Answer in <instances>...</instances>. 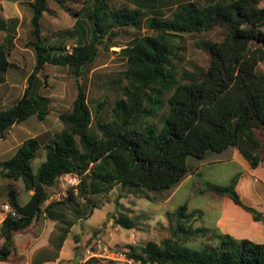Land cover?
<instances>
[{
  "label": "trees",
  "instance_id": "1",
  "mask_svg": "<svg viewBox=\"0 0 264 264\" xmlns=\"http://www.w3.org/2000/svg\"><path fill=\"white\" fill-rule=\"evenodd\" d=\"M76 16L71 51L49 45L42 37V17L48 0H33L34 39L29 45L35 67L28 77L24 95L11 107L0 109V138L16 123L31 116L44 119L48 99L37 88L40 72L47 63L68 66L76 77L77 95L72 110L62 113L63 129L45 144L46 158L35 171L33 162L42 147L37 137L26 139L15 154L0 162L3 175L22 180L33 190L21 204L13 183L8 187V212L0 224V260L17 256L15 234L33 227L54 204H66L75 196L90 195L116 184L133 190L172 189L190 173L188 158L204 159L209 151L223 152L237 147L253 168L264 162V0H189L170 14L148 13L154 0H135L136 6H112L109 0H85L73 11L67 0H56ZM146 22L152 32L135 37L121 49L127 58L126 80L111 117H100L101 103L94 114L84 85L87 68L97 58L100 46L109 48L125 27L141 28ZM1 24H4L1 22ZM218 31L202 47L209 56L207 67L194 65L179 76L178 59L184 34L193 36ZM61 51V52H59ZM11 66L8 52L0 44V71ZM169 114L160 130L150 122L163 104L166 93ZM75 174L79 183L69 197L53 201L50 188L62 176ZM240 175L230 184L207 182L201 191L231 198L264 222V213L246 204L237 190ZM52 204V205H51ZM171 236L141 247L130 245L125 254L140 264H264V242L239 238L218 227L203 224V211L180 205L174 212ZM199 221V225L195 222ZM115 223L134 229L136 219L125 212ZM203 240L200 247L191 243Z\"/></svg>",
  "mask_w": 264,
  "mask_h": 264
},
{
  "label": "rangeland",
  "instance_id": "2",
  "mask_svg": "<svg viewBox=\"0 0 264 264\" xmlns=\"http://www.w3.org/2000/svg\"><path fill=\"white\" fill-rule=\"evenodd\" d=\"M33 0H17L18 14L21 16V24L18 34L19 44L29 46L31 51L33 48L29 45V41L33 40V24L31 22L33 10L30 5ZM112 6H129L135 7V0H109ZM184 1L189 0H154L151 6H146L148 13L170 14L176 6ZM205 3L208 0H196ZM85 0H67L69 7L73 11L80 10ZM48 11L42 17V37L45 38L49 45H57L64 48V51H71L76 42L74 33V25L76 16L72 12L65 10L56 0H48ZM152 33L146 22L141 28L125 27L118 31L114 37V44L109 48L100 46V51L95 61L87 68L84 76V85L88 94V103L93 113H96L97 107L104 103L100 109V117L108 120L116 100L121 96L122 85L125 84L124 73L127 68V58L121 53V49L130 43L135 37ZM219 32H212L193 36L184 34L181 39V51L177 61L179 66V76L186 69H192L194 65L199 67H207L209 56L204 51L202 44L204 40H213L218 36ZM27 43V44H26ZM61 52V51H59ZM26 66L24 74H19V82L26 79L35 67V60L31 54L26 55ZM258 70L264 73V62L260 63ZM29 77V76H28ZM41 84L37 91L48 99L46 106L47 114L44 120L38 116L29 118V129L31 132L45 129V137L42 144L50 141L54 134L63 129L64 125L60 119L62 113L72 110L74 100L77 95L76 77L68 66L47 63L40 72ZM173 91L166 93L163 97V104L156 115L150 119V122L160 130L164 124V120L169 114L168 99ZM27 130V132H29ZM27 132L25 134H27ZM30 137L31 135H26ZM8 146L13 147V138L6 141ZM228 151L215 152L209 151L205 160H200L195 156L188 158V166L192 172L197 170L193 180L186 182L176 192L172 194V189H166L160 192L151 191L141 188L135 191L130 187H124L116 184L111 188L102 190L97 194H92L89 200L75 196L68 205L62 204L57 211L60 214L58 222H49L45 218V227L51 226L56 229L65 230L67 237L60 256L53 259L52 264H66L69 258H76L74 247L78 245V251L81 252V259H86V249L101 240L108 245L112 251L118 252L119 257H92L89 260L94 264H140L129 259L125 254L130 245L141 247L149 241L161 242L164 238L171 236L172 228L175 225V216L173 212L182 204L188 203L190 210H201L206 213L204 217V225L208 227H218L216 225L217 218L222 214V205L216 202L220 195L211 191H201L207 182L228 185L232 179L240 175L241 178L251 174L250 168L240 161L231 160L235 151H239L237 147H230ZM0 151L1 148H0ZM44 155V149L38 152L37 159L33 162V168L41 163ZM7 159L10 155H1ZM43 157V158H42ZM46 158V150H45ZM220 159L215 163L211 160ZM246 161V160H244ZM247 162V161H246ZM0 168V182H10L2 176ZM264 175V170H262ZM254 175L257 183L264 190V177ZM80 179L76 181L71 177H61L58 184L50 188L51 201H62L69 197V190L76 186ZM20 191L19 200L22 204H26L28 196L23 181H12ZM121 212L129 214L136 219L138 225L134 229H127L115 223V216ZM199 221L195 225H199ZM260 229L264 231V222ZM60 230V231H61ZM64 232V231H63ZM62 233V232H61ZM65 233V232H64ZM228 233V232H226ZM264 240V238H260ZM193 246L200 247L203 240L191 243ZM88 260V261H89Z\"/></svg>",
  "mask_w": 264,
  "mask_h": 264
},
{
  "label": "crops",
  "instance_id": "3",
  "mask_svg": "<svg viewBox=\"0 0 264 264\" xmlns=\"http://www.w3.org/2000/svg\"><path fill=\"white\" fill-rule=\"evenodd\" d=\"M19 18L22 19V17H19L18 14L17 0H0V20L2 23H4H0V44L4 45L5 49L8 52V59L11 62V66L8 68V70L0 71V109H5L13 106L24 95L26 87L28 85L29 75L25 80L21 82V84L19 82L18 75L24 74L26 66L25 55L27 53L31 54V56L35 60V54L33 51H31L30 47L22 46L19 44L20 34H18V30L21 24ZM30 42L31 40L28 43ZM33 70L31 72H33ZM29 118L22 122L14 124L8 130L6 137L0 138V148L2 150L0 151V162L11 158L17 151L18 147L26 139L31 137H37L40 140L42 147L39 149V151L41 149H44V159H42L41 163L45 161V147L42 144L41 140L43 137H45V129L33 132L28 130L30 128L28 125ZM27 130L29 132H27ZM26 132L27 134H25ZM26 135L31 136L28 137ZM10 137L13 138V147L6 144V141ZM228 150L229 149L225 151ZM208 154L209 153H207V156ZM1 155L10 156L9 158L4 159ZM207 156L204 159L200 160H205ZM231 160L240 161L244 163L248 168H250L249 166H251L249 161L243 157L240 151H235ZM244 160H246L247 162ZM216 161H220V159L215 158V160H211L210 162L215 163ZM40 164L38 166H40ZM38 166L36 167V170ZM196 167L197 170L195 172L190 171L189 175L180 184L177 185L172 193L173 195L176 194L178 190H180L184 183L193 180L195 173L198 172L200 168V165H197ZM251 168V174L240 179L237 190L246 204L254 206L264 213V190L257 183V179L254 178V175L262 174V170H264V162L256 168H253L252 166ZM1 172L2 176L5 177L3 175V170ZM262 176L264 177L263 174ZM19 181H14L16 183V186L17 182ZM11 182L12 181L4 183L0 182V224L3 222L7 215V211L4 209V206L6 204H9L8 187ZM22 190H25V192L27 193L28 202L34 191L27 190L25 183ZM17 191L19 198L20 191L18 190V187ZM51 202L53 201L49 199L47 205ZM216 202L221 204L223 208L222 214L217 218L216 223V225L219 226L222 231L228 232L239 238H250L258 242H264V240H260V238H264V231L260 229V226L263 223L262 221L254 220L250 212L246 211L243 207L236 204L231 198L227 196L220 195ZM58 207H62V204L52 205L49 210H47L46 214L44 212L41 219L33 227L17 232L14 237L15 245L17 247V256L10 260H0V264H52L53 259H57L60 256L62 248L64 247L65 239L67 237V233L65 230L60 229V231L59 229L53 228L51 226L45 227V218L49 222H58L60 218V214L57 211ZM206 216V213L203 212V220ZM3 242L4 239L0 238V246L3 244ZM74 249L76 258H69L66 264H94L89 259H81L82 256L81 252L78 251V245L75 246Z\"/></svg>",
  "mask_w": 264,
  "mask_h": 264
},
{
  "label": "built area",
  "instance_id": "4",
  "mask_svg": "<svg viewBox=\"0 0 264 264\" xmlns=\"http://www.w3.org/2000/svg\"><path fill=\"white\" fill-rule=\"evenodd\" d=\"M67 177H72L74 181L77 180L78 176L75 174H67L65 175ZM4 209L8 212H12L15 214L13 207L10 204H6L4 206ZM87 259H90L92 257H109V258H115L119 257V253L112 251L108 245H105L101 240H98L94 244L90 245L86 249ZM150 264H157V263H150Z\"/></svg>",
  "mask_w": 264,
  "mask_h": 264
}]
</instances>
